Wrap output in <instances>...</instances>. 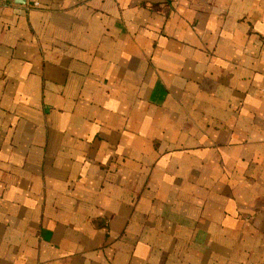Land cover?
<instances>
[{"label": "crops", "instance_id": "crops-1", "mask_svg": "<svg viewBox=\"0 0 264 264\" xmlns=\"http://www.w3.org/2000/svg\"><path fill=\"white\" fill-rule=\"evenodd\" d=\"M0 264H264V0H0Z\"/></svg>", "mask_w": 264, "mask_h": 264}, {"label": "water", "instance_id": "water-1", "mask_svg": "<svg viewBox=\"0 0 264 264\" xmlns=\"http://www.w3.org/2000/svg\"><path fill=\"white\" fill-rule=\"evenodd\" d=\"M20 1V3H22V0H19Z\"/></svg>", "mask_w": 264, "mask_h": 264}, {"label": "built area", "instance_id": "built-area-1", "mask_svg": "<svg viewBox=\"0 0 264 264\" xmlns=\"http://www.w3.org/2000/svg\"><path fill=\"white\" fill-rule=\"evenodd\" d=\"M37 5V4H36Z\"/></svg>", "mask_w": 264, "mask_h": 264}]
</instances>
